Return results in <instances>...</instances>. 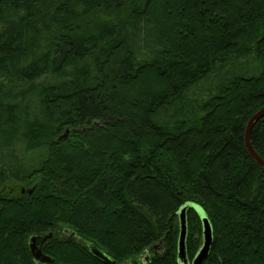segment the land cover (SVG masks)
<instances>
[{
	"label": "trees",
	"instance_id": "16d2710c",
	"mask_svg": "<svg viewBox=\"0 0 264 264\" xmlns=\"http://www.w3.org/2000/svg\"><path fill=\"white\" fill-rule=\"evenodd\" d=\"M153 2L0 0L3 264H36L28 239L50 232L52 264H101L60 224L116 264L153 246L143 264H180L188 204L212 231L200 264H264V168L244 144L264 107V0H164L162 16ZM145 74L171 81L117 115L112 98ZM250 145L264 161V115ZM185 220L191 262L202 224L193 208Z\"/></svg>",
	"mask_w": 264,
	"mask_h": 264
},
{
	"label": "rangeland",
	"instance_id": "374dc122",
	"mask_svg": "<svg viewBox=\"0 0 264 264\" xmlns=\"http://www.w3.org/2000/svg\"><path fill=\"white\" fill-rule=\"evenodd\" d=\"M163 3H164V0H154L153 4L151 5V8H150L151 14L154 15V16L155 15H160V14L162 16V14H165L166 11L162 7ZM170 11H171L170 13L172 15H176L178 10H175L172 7H170ZM175 22H176V17L171 16L170 17V22H169V24L167 26L169 27L168 30L170 32H172V33H169L168 30H166V32L171 34L172 36H174L173 33L177 32V35H178L176 37L177 39H179V38H180V40L185 39L184 38V33L181 34V31L179 29H177V31L173 30V29H175V25H174ZM176 38L174 40H177ZM170 81H171V75L166 80L156 81L154 75L145 74L135 84H132L131 86L120 90L118 92V94H115L114 98H112V100L115 99L114 103L110 102L109 105L111 107H115V106L118 107V110H117L118 114L117 115H120V114L124 115L123 117L136 116L140 112V108L141 107L139 108V104H143L146 101V100H144L143 95L147 96V95H151V94H153V93H155L157 91H160V90H163V89H167L168 85H169L168 83ZM126 139H128V138H126ZM97 151L100 152L99 149L88 151V156L91 157V158H94V157L91 156V154L93 156H95ZM101 151L103 152V154H105L104 156L107 155V149H101ZM75 157H76V155H75ZM195 162H196V160H195V158H193V163L194 164H191L192 167L195 165ZM61 166L62 165L58 164V167L62 168ZM58 167H57V165H55V168H53L52 171H51L52 172L51 173L52 176H54L55 178L60 176V174L58 173V170H57ZM15 190H19V191H21V193L30 190V194H31L33 189L32 188H21V187H19L18 189H13V190H10V191L14 192ZM196 212L199 215V218L201 220L202 226H204L205 224H207V226H208V231H209V234H210L209 235V239L204 242V238L202 236V244H201V247H200V249H201L203 247V245H204L206 247V251H207L209 249V246H210V243H211V238H212L211 227H210L209 221H208L204 211L200 207L196 206ZM3 228H4V226L0 225V236L3 235V231H4ZM61 229L65 230L66 229L65 225L60 224L58 227L55 228V235H56V238L58 240L61 239L60 238V234H59ZM50 233H52V232H50ZM6 234L7 233H5L3 236L5 237ZM154 247L156 248V246L149 247L148 249H146L142 253V255H141L140 259H139V263L140 264H143L145 262V260H147V258L149 256L148 252H150L152 250V248H154ZM158 248H159V246H158ZM0 264H3V262L0 261Z\"/></svg>",
	"mask_w": 264,
	"mask_h": 264
},
{
	"label": "water",
	"instance_id": "95a60500",
	"mask_svg": "<svg viewBox=\"0 0 264 264\" xmlns=\"http://www.w3.org/2000/svg\"><path fill=\"white\" fill-rule=\"evenodd\" d=\"M264 115V107L260 109L257 113L252 115L247 122L245 133H244V144L246 150L250 157L258 163L262 168H264V161L255 153L250 145V131L253 124ZM30 193V192H29ZM193 208L196 210V206L192 204L185 205L182 207L177 213L179 232L177 239V258L180 264H200L203 258L206 256L208 250L206 251V247H203L198 251L194 260L189 262L186 254L185 247V238H186V220H185V212L187 209ZM209 231L208 226L205 224L202 226V236L204 238V242L209 239ZM51 237V233L46 235H33L28 239V248L30 255L33 260L41 263V264H52L53 261L42 253L41 247L42 244L49 240ZM76 243L86 252H88L93 258L99 261L101 264H116V261L106 255L103 251L95 247L93 244L85 241L83 239L77 238Z\"/></svg>",
	"mask_w": 264,
	"mask_h": 264
},
{
	"label": "flooded vegetation",
	"instance_id": "af4514ba",
	"mask_svg": "<svg viewBox=\"0 0 264 264\" xmlns=\"http://www.w3.org/2000/svg\"><path fill=\"white\" fill-rule=\"evenodd\" d=\"M30 192V191H29ZM30 194V193H29ZM48 234V233H47ZM59 234H60V240H62V241H64V242H69V241H75L76 242V240H77V238L76 237H74V235H73V233H70V232H67L66 230H62L61 229V231L59 232ZM38 235H40V234H38ZM42 235V234H41ZM43 235H46V234H43ZM30 238V237H29ZM53 239V234L51 233V237H50V239L49 240H47L45 243H43L42 244V247H41V250H42V253L45 255V256H48L47 254H45L44 252H43V249H44V247H45V245H47L48 243H50L51 242V240ZM49 257V256H48ZM50 259H52L51 257H49ZM53 260V259H52ZM34 262H36V264H41V263H39V262H37V261H35L34 260Z\"/></svg>",
	"mask_w": 264,
	"mask_h": 264
},
{
	"label": "bare ground",
	"instance_id": "6f19581e",
	"mask_svg": "<svg viewBox=\"0 0 264 264\" xmlns=\"http://www.w3.org/2000/svg\"><path fill=\"white\" fill-rule=\"evenodd\" d=\"M52 260V259H51ZM53 261V260H52Z\"/></svg>",
	"mask_w": 264,
	"mask_h": 264
}]
</instances>
